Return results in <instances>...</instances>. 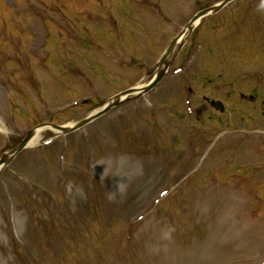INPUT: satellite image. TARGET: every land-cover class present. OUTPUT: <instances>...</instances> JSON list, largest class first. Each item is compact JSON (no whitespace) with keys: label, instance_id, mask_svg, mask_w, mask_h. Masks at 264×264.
Listing matches in <instances>:
<instances>
[{"label":"rangeland","instance_id":"obj_1","mask_svg":"<svg viewBox=\"0 0 264 264\" xmlns=\"http://www.w3.org/2000/svg\"><path fill=\"white\" fill-rule=\"evenodd\" d=\"M220 1L0 0V155L34 123L74 122L145 85L198 2ZM192 32L171 53L172 71L146 95L52 145H40L55 136L42 128L0 171V264H264V135H244L237 109L244 106L212 86L236 76V87L255 95L256 120L247 118L246 129L264 128V0H234ZM253 74L259 86L241 80ZM188 86L197 110L179 118ZM212 97L223 113L208 106L204 98ZM207 111L210 125L208 116L195 120ZM250 137L253 149L240 142ZM184 141L197 153L192 161ZM210 143L198 175L233 162L226 172L201 182L189 176L163 194L183 176L175 169L188 171ZM129 230L132 243L123 247ZM22 250L28 254L19 260Z\"/></svg>","mask_w":264,"mask_h":264},{"label":"water","instance_id":"obj_2","mask_svg":"<svg viewBox=\"0 0 264 264\" xmlns=\"http://www.w3.org/2000/svg\"><path fill=\"white\" fill-rule=\"evenodd\" d=\"M213 9L216 10L217 7L215 6V7H213ZM204 11H206V10H204ZM172 46H173V45H172ZM172 46H171V48H172ZM171 48H170V49H171ZM170 49H169L168 52L162 57L161 62H163V61L166 59L167 54L169 53ZM162 75H163V72L159 71L158 74H157V77L154 79V81H153L148 87H145L144 90H147V89H149L150 87H152V86H153V85H154V84H155V83H156V82L162 77ZM130 91H131V90H127L126 92H130ZM126 92H123V93H126ZM119 97H120V95H116V96H115L113 99H111V100L109 101V103H108L104 108H102L100 111H98L97 113H95V114L92 115L91 117H88V118H85V119L79 121L78 123H76V124H75L74 126H72V127H62V126H58V125H54V124H52V125H53L54 127L58 128V129H60V130L63 131V132L71 131V130H73V129H75V128L81 126V125H83L84 123H86V122L89 121L90 119H92V118H94V117H97L98 115L102 114L103 112L109 110V109H110L111 107H113L114 105L118 104V103H119V100H120ZM216 106H217V107L220 106V108H221V105H220L219 102H216ZM32 133H33V129L30 130V131L28 132L27 136H26V137H25V138L19 143V145L17 146L16 152L19 151V150H20V149L26 144L27 140L31 137ZM10 159H11V157H3V158H1V159H0V166H1L2 164H6V163H8V162L10 161Z\"/></svg>","mask_w":264,"mask_h":264},{"label":"bare ground","instance_id":"obj_3","mask_svg":"<svg viewBox=\"0 0 264 264\" xmlns=\"http://www.w3.org/2000/svg\"><path fill=\"white\" fill-rule=\"evenodd\" d=\"M197 23H198V19L193 23V25H196ZM181 37H182V35L179 37L178 40H180ZM36 136H37V135H35V136L32 138L30 144L36 143Z\"/></svg>","mask_w":264,"mask_h":264}]
</instances>
